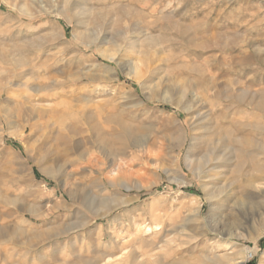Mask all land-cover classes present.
<instances>
[{
    "label": "rangeland",
    "instance_id": "1",
    "mask_svg": "<svg viewBox=\"0 0 264 264\" xmlns=\"http://www.w3.org/2000/svg\"><path fill=\"white\" fill-rule=\"evenodd\" d=\"M168 253L264 264V0H0V264Z\"/></svg>",
    "mask_w": 264,
    "mask_h": 264
},
{
    "label": "bare ground",
    "instance_id": "2",
    "mask_svg": "<svg viewBox=\"0 0 264 264\" xmlns=\"http://www.w3.org/2000/svg\"><path fill=\"white\" fill-rule=\"evenodd\" d=\"M174 27H176V29L178 30V32H179V34L181 35V36H183L184 34H185V31L182 29V28H180V26L179 25H177L176 23H175V25H174ZM106 59V58H105ZM107 60H109L110 62H112L113 61V58H107ZM115 63V62H114ZM140 63V62H139ZM117 64V63H116ZM135 64V63H134ZM130 65V64H129ZM117 66V65H116ZM115 69V68H114ZM109 71V70H108ZM112 71V70H111ZM144 73V66L142 67V66H139V65H137V64H135V65H130V73H129V75L131 76V74H133V76H134V78L136 79V80H140L142 77H143V74ZM113 74H114V71H113ZM116 74V79L118 78V74H117V72L115 73ZM113 76V75H112ZM119 79V78H118ZM144 89V88H143ZM145 91V90H144ZM75 105V104H74ZM69 107V106H68ZM81 108H83V107H81ZM68 110H70V109H68ZM72 110V109H71ZM75 111V110H74ZM82 111V110H81ZM142 111H145V109H142ZM73 112V111H72ZM79 112H80V109H79ZM78 113V112H77ZM91 113V112H90ZM81 114H82V120L84 121V124H86V126H87V129L85 128L84 130H86L85 132L88 134V135H90V137L91 136H93L95 139H96V141H97V143L103 148V149H105V150H111V144H115V143H117V142H122V141H124L125 142V139L126 138H128L129 136V128H128V126L126 125V124H121L120 126H119V128H117V129H111L110 127H101L100 125H96V124H94L93 123V120H94V118H98L99 117V114L98 113H96L95 114V117L94 116H88V111L86 110V109H83V111L81 112ZM92 115V114H91ZM78 117V118H79ZM94 117V118H93ZM105 117V116H104ZM81 120V121H82ZM96 120V119H95ZM111 120V119H110ZM51 121V120H50ZM79 121V120H78ZM108 121V120H107ZM111 121H113V120H111ZM80 123H83V122H80ZM8 125V124H7ZM32 126L31 125H25L24 126V131H23V133H25L26 132V130L27 129H30ZM74 132V131H73ZM79 132V131H78ZM85 132H83L82 131V133H80V134H86ZM15 137H19L18 135H14ZM80 136V135H79ZM127 142V141H126ZM49 174V173H48ZM52 177V176H51ZM104 177V176H103ZM103 177H100V179H101V182L99 183V184H97V186H100V187H102L103 188V190H108V189H110L109 187H112V186H117L115 183H114V181H113V183H107L105 180H104V178ZM229 185V184H228ZM121 186V185H120ZM226 186V185H225ZM118 187V186H117ZM226 189H228V188H226ZM222 191H223V189H221ZM223 192H225V191H223ZM107 193V192H106ZM220 194V193H219ZM225 194V193H224ZM69 195V197L73 200L74 199V201L75 200H77V199H89L90 198V192H85L84 191V194H82V196L81 197H79V196H75L74 194H71V193H69L68 194ZM222 195H223V193H222ZM220 196V195H219ZM230 197V196H229ZM115 200V198L114 199H111V200H109V201H105L104 203H105V205L106 204H108V202H110V201H114ZM84 202V201H83ZM202 234V233H201ZM191 235V234H190ZM199 239V238H198ZM197 239V240H198ZM190 240H194V238H190ZM182 242V241H181ZM170 244H171V242H169ZM174 243V242H173ZM257 248V247H256ZM154 249H155V247H154ZM171 250V249H170ZM256 251V250H255ZM248 257V256H247ZM134 258V257H133ZM150 258H152L153 259V263L154 264H165V262H167V261H172L173 259H174V257L172 256V255H170L169 253H168V256H164V257H161V256H158V257H153V256H151Z\"/></svg>",
    "mask_w": 264,
    "mask_h": 264
}]
</instances>
